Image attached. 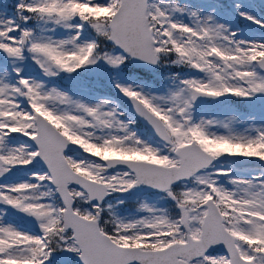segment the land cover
Here are the masks:
<instances>
[{
	"label": "snow or ice",
	"instance_id": "snow-or-ice-1",
	"mask_svg": "<svg viewBox=\"0 0 264 264\" xmlns=\"http://www.w3.org/2000/svg\"><path fill=\"white\" fill-rule=\"evenodd\" d=\"M0 264H264V0H0Z\"/></svg>",
	"mask_w": 264,
	"mask_h": 264
}]
</instances>
